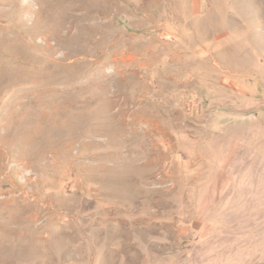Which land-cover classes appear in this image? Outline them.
<instances>
[{
	"label": "rangeland",
	"instance_id": "374dc122",
	"mask_svg": "<svg viewBox=\"0 0 264 264\" xmlns=\"http://www.w3.org/2000/svg\"><path fill=\"white\" fill-rule=\"evenodd\" d=\"M0 264H264V0H0Z\"/></svg>",
	"mask_w": 264,
	"mask_h": 264
}]
</instances>
